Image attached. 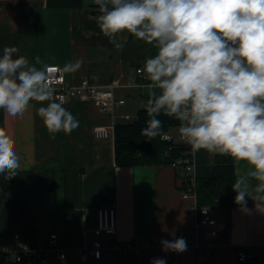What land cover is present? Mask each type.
Returning a JSON list of instances; mask_svg holds the SVG:
<instances>
[{"label":"crops","instance_id":"1","mask_svg":"<svg viewBox=\"0 0 264 264\" xmlns=\"http://www.w3.org/2000/svg\"><path fill=\"white\" fill-rule=\"evenodd\" d=\"M95 9L94 0H0V56L5 46H16L19 51L14 58L25 56L35 64V58L40 57L42 63L37 68L45 64L63 68L82 59L78 71L65 73L68 82L100 86L116 82L115 96L125 100L114 112L102 110L89 98L62 102L80 126L71 134H54L55 139L37 109L58 100L32 101L22 117L0 110V127L13 137L20 160L13 187L7 192L0 187V250L13 249L15 232L38 247H44L49 235L56 232L66 256L61 259L56 252H49L48 264H150L154 258H163L166 264H238L235 247L264 255V214L255 211L254 201L247 197L251 213L245 214L235 204L230 210L225 207L223 221L214 215L220 231L217 238H207V229H202L201 241L216 244L211 255L203 250L160 253L161 240L184 237L190 231L195 197L183 196L186 173L172 164L117 165L115 129L109 137L95 134L98 126L134 121L144 109L149 97L143 85L150 81L144 73L138 74L137 68L143 69L156 48L122 33L127 37L124 49L116 50L100 32V13ZM214 154L197 151V160L207 162ZM52 170L56 183L50 191ZM235 170L237 178L248 165L235 161ZM256 183L252 181L253 186ZM113 204L117 207V233L101 236L102 258L82 260L77 250L92 234L98 208ZM133 239L146 243L137 261L112 248L114 241Z\"/></svg>","mask_w":264,"mask_h":264},{"label":"clouds","instance_id":"2","mask_svg":"<svg viewBox=\"0 0 264 264\" xmlns=\"http://www.w3.org/2000/svg\"><path fill=\"white\" fill-rule=\"evenodd\" d=\"M100 32L118 51L128 33L156 48L142 72L150 83L144 109L149 117L141 136L170 139L161 114L180 121V138L193 152L205 150L248 165L232 185L234 203L249 214L247 198L264 214V0H94ZM19 49L5 46L0 56V110L22 117L30 102L51 101L55 69L35 64ZM82 59L67 63L74 73ZM47 131L71 134L79 120L62 102L37 109ZM15 141L0 127V174L18 175ZM252 181L257 183L253 186ZM164 252L183 253L186 239L160 241ZM64 259L63 256L60 257ZM150 264H166L154 258Z\"/></svg>","mask_w":264,"mask_h":264},{"label":"built area","instance_id":"3","mask_svg":"<svg viewBox=\"0 0 264 264\" xmlns=\"http://www.w3.org/2000/svg\"><path fill=\"white\" fill-rule=\"evenodd\" d=\"M48 66L55 69V71L51 73L53 77V86L56 89L52 99L65 102L73 98H89L95 101L102 110L110 112H114L118 105L125 102L123 98L118 99L115 96L114 89L117 85L116 82H112L105 86L94 83L75 85L67 81L65 73L61 72L62 67L60 65L49 64ZM137 72L138 74H142V68L138 67ZM114 129L115 127L112 126H98L95 128V134L97 137H109ZM165 134L167 137H170V139L164 138L166 140H173L177 137L180 138V134L176 135L173 132H167ZM172 165L181 168L187 175V182L181 186L183 196L188 197L192 194L195 197V202L191 207L190 213V231L187 236L183 237L186 239L187 250L180 254L203 250L206 254L211 255L216 244L201 241L202 229H207L205 233L207 238H217L220 235V231L216 228L217 218L214 216L213 210L209 206L198 205L196 193V152H193L190 148L187 155L177 162H174ZM185 185H187V187ZM90 230L92 234L86 238L84 245L77 250L82 260H88L90 257L96 259L102 258L104 244L101 240V236L104 234L115 235L117 233L116 205L99 207L97 211V224ZM176 238L179 237H172L169 240H174ZM145 244L146 243L137 239L127 242L114 241L112 243V248L119 253L129 256L132 260L137 261V256ZM161 248L162 246L159 248L161 254L167 255L175 253L164 252ZM3 251L7 254L8 258L15 260L17 264H48L49 252H56L59 257L63 256L65 258L66 256L64 248L60 244L59 235L56 232H52L49 235L44 247H38L29 243L22 237L21 233L15 232L13 234V249H4ZM234 252L238 261H246L250 258L257 257L261 263H264V255L248 252L243 247H235Z\"/></svg>","mask_w":264,"mask_h":264},{"label":"trees","instance_id":"4","mask_svg":"<svg viewBox=\"0 0 264 264\" xmlns=\"http://www.w3.org/2000/svg\"><path fill=\"white\" fill-rule=\"evenodd\" d=\"M94 11L99 12L98 9ZM158 118L162 121V131L164 133L178 131L180 121L163 114ZM148 119L149 117L145 109H140L134 121L116 122L115 160L117 165L173 164L187 155L191 147L183 140H166L159 136L152 140H147L146 137L141 136V130L147 126ZM196 171V193L199 206L219 204L230 210L236 204L234 203L236 193L232 190V185L236 180L235 160L233 158L214 154L207 162L197 160ZM54 173L55 171L52 170L50 180L48 181L47 189L50 191L54 189L56 183ZM17 178L18 175L6 181L3 175L0 174L1 189L4 192L9 191L15 184ZM185 186L187 187V185ZM229 219L230 217L227 215L228 223ZM0 264H17V262L8 258L7 254L3 250H0ZM238 264L264 263H261L257 257H254L246 261H238Z\"/></svg>","mask_w":264,"mask_h":264},{"label":"rangeland","instance_id":"5","mask_svg":"<svg viewBox=\"0 0 264 264\" xmlns=\"http://www.w3.org/2000/svg\"><path fill=\"white\" fill-rule=\"evenodd\" d=\"M211 208L213 210V214L215 216H217V218L220 221H223L225 219V210H226V208L224 206L216 204V205L211 206ZM113 252H114V255H115V251L114 250H113Z\"/></svg>","mask_w":264,"mask_h":264}]
</instances>
